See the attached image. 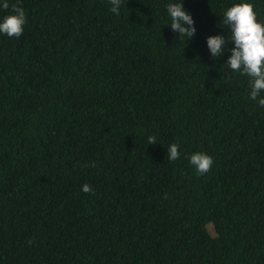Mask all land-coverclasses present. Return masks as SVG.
Instances as JSON below:
<instances>
[{
	"label": "trees",
	"instance_id": "16d2710c",
	"mask_svg": "<svg viewBox=\"0 0 264 264\" xmlns=\"http://www.w3.org/2000/svg\"><path fill=\"white\" fill-rule=\"evenodd\" d=\"M168 2L20 0L23 33L0 34V264H264V108L205 43L239 0H183L185 45Z\"/></svg>",
	"mask_w": 264,
	"mask_h": 264
},
{
	"label": "clouds",
	"instance_id": "9594fccd",
	"mask_svg": "<svg viewBox=\"0 0 264 264\" xmlns=\"http://www.w3.org/2000/svg\"><path fill=\"white\" fill-rule=\"evenodd\" d=\"M108 3L109 11L119 15L121 4L125 5V0H108ZM165 7L170 20L167 25L178 34L177 37L183 38L185 45V41L193 39L196 33L191 13L183 8V0L177 2L170 0ZM0 9H10V12L0 16V34L19 38L27 23L20 0H15L14 3L10 0H0ZM220 17L222 19L219 24L227 26L230 34L225 36L217 33L206 37L205 43L210 58L216 60L225 53H230L221 68L246 76L249 82L248 98L257 106L264 108V23L257 19L250 0L233 3ZM229 42L232 44L231 48L227 47ZM154 143H157L156 136L149 135L147 144ZM166 149L169 162L179 158L181 154L179 144L170 143ZM187 158L198 175H203L213 165V158L204 152H193ZM80 190L85 193L93 191L89 184H83Z\"/></svg>",
	"mask_w": 264,
	"mask_h": 264
},
{
	"label": "rangeland",
	"instance_id": "374dc122",
	"mask_svg": "<svg viewBox=\"0 0 264 264\" xmlns=\"http://www.w3.org/2000/svg\"><path fill=\"white\" fill-rule=\"evenodd\" d=\"M207 227H208V230L213 234L214 232H213L212 225L211 224H208Z\"/></svg>",
	"mask_w": 264,
	"mask_h": 264
}]
</instances>
